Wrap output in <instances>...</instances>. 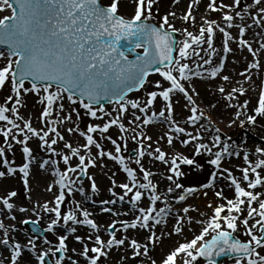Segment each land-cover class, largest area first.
I'll return each instance as SVG.
<instances>
[{"label": "snow or ice", "instance_id": "snow-or-ice-1", "mask_svg": "<svg viewBox=\"0 0 264 264\" xmlns=\"http://www.w3.org/2000/svg\"><path fill=\"white\" fill-rule=\"evenodd\" d=\"M201 2L189 0L177 17L175 11L160 15V0H0V13H7L0 17V48L5 49L0 52V91L9 93L0 103V181L18 179L31 205H18L16 190L0 189V248L9 253L0 264H104L113 251L123 253L115 264H157L150 248L182 236L186 228L192 238L171 248L159 264H197L198 258L216 264L221 256H233L234 264H264V138L246 151L215 125L211 112L217 103L197 104L200 93L194 83L222 82L209 91L232 109L227 122L222 121L225 129L237 126L245 134L264 129V85L250 108V100H239L247 89L230 86L232 76L224 74L232 45L253 57L246 71L238 73L245 84L251 80L249 71L261 69L264 0H206L198 32L176 29L173 19L195 26L194 6ZM179 3L172 0L173 7ZM216 13L219 20L211 19ZM253 28L260 29L255 34L258 48L245 38ZM178 31L183 39L173 38ZM130 53L136 54L134 59ZM154 75L159 79H150ZM27 97L40 106L39 128L30 116L21 115ZM177 105L188 113L180 119ZM81 111L102 123H88L82 130ZM157 124L165 130L150 134ZM112 129L118 132L116 139L109 135ZM129 139L134 155L126 159ZM34 140L47 158L34 155L29 146ZM100 141L112 148L105 150ZM177 144L190 149V155L177 150ZM197 157H204L211 171L206 181L185 185L182 181L191 172L204 171ZM233 157L242 164H233ZM105 160L119 166L124 182L117 183L113 173L111 198L96 205L98 212L90 211L84 205L95 204L99 188L89 169L107 167ZM157 164L163 172L153 171ZM33 166L51 177L44 191L52 199L33 201ZM85 179L91 182L92 196ZM210 192L215 201L206 203L207 211L188 204L200 196L207 200ZM76 193L82 200L75 199ZM69 197L70 206L62 211ZM116 205L128 207L125 211ZM17 212L27 214L19 222L31 225L36 238L29 235L24 243L14 239L15 223L4 220L15 222ZM104 214L115 219L101 225L94 217ZM169 218L172 227L165 231ZM193 224L200 226L198 233ZM69 240L79 249L70 248Z\"/></svg>", "mask_w": 264, "mask_h": 264}, {"label": "bare ground", "instance_id": "bare-ground-1", "mask_svg": "<svg viewBox=\"0 0 264 264\" xmlns=\"http://www.w3.org/2000/svg\"><path fill=\"white\" fill-rule=\"evenodd\" d=\"M187 2V4H186ZM225 3L230 2V0H224ZM251 0H245V3H250ZM189 3V0H180V3L175 5L174 7L172 6V0H165L164 2H162L159 5V10H161L162 15L165 14L167 11H175L177 13V17H179L180 15H182L186 10H187V5ZM206 3V0H202L201 4L199 6H194L195 7V11L193 12V15H195L196 17V24L195 26L192 25H185L182 21H180L179 19H173L172 22L174 23L175 27L177 29H182L184 27H188L189 31H192L194 33L198 32L200 23H201V16L204 14V5ZM7 14V13H0V17H2V15ZM219 14H210V18L212 17H218ZM172 19V18H170ZM219 20V19H216ZM249 23H251V21H248ZM233 31V35H235V30ZM260 29H250L246 35V39H248L249 41L253 42V47L254 48H258V38L256 37V33L259 32ZM181 39H183V37L181 36ZM221 38L219 36V34H217V39L215 41L217 48L221 47V42H220ZM233 50H234V54H229L228 58H227V64L226 67L224 69V74L226 75H231L232 76V81H231V85L230 86H235V87H240L241 85H243L246 89H247V94L245 96L239 97L240 102H243L244 100H250L251 104L249 105V107L251 108L252 106H254L256 104L257 98H258V90L259 88L264 85V55L260 56V61H261V69L260 71L257 69H252L251 71L248 72V75L251 76V80L248 83H244V77H241L238 75L239 72L241 71H246L247 69V63L252 62L253 61V57L251 56V54H249L246 50H244L243 52H240L239 50L236 49L235 45H232ZM246 58V59H245ZM235 61V63L233 62ZM0 63H2V61H0ZM150 79L152 80H156L159 79L158 76H152L150 77ZM237 81H239V83H237ZM220 83V81H216V82H212V81H207L203 86H200V88L197 89V91L200 93V96H202L204 98V103H206V105L210 104V103H217L218 107H217V111L219 112V115L221 117V119H223L224 122H227L228 120V116L229 113L232 111V109H225L223 107L224 101L221 100L219 94L217 95H212V92L209 91V86L211 85L212 89L214 90L216 84ZM226 87H229L228 85H226ZM8 91L7 89H5L4 91H0V97L3 99L4 97H7L8 95ZM133 95V94H132ZM136 95H141L140 93L138 94H134V96ZM4 96V97H3ZM34 97H27V107L21 109V115H23L25 118H28L29 116L32 118V122H33V126L39 128L40 125L37 123L36 118L39 115V111H40V106L39 105H35L34 104ZM199 99V98H198ZM201 101H203L201 99ZM181 103H183V101H181ZM233 103H236V101H233ZM109 110L111 109V105L108 106ZM159 107V105H158ZM188 113L184 112L181 108L180 105L176 106V117L177 119H180L181 116H186ZM81 115H82V120L80 122V127L82 130H86V125L88 123H102L101 121H91L89 120L88 117L83 116V112L81 111ZM73 119H75V116L73 115ZM222 126L224 127V124H222ZM165 129L163 127V125L161 124H157L155 126H152L150 134L152 133H156L159 134L161 132H163ZM61 131L63 132V130L61 129ZM223 131H227L228 135H231L233 137V140L241 143V146L247 151V150H253L255 145L258 143H261L262 140L261 138H264V129L261 128H256L254 131L253 130H249L247 132V134H245V131L243 129H240L237 126H233L232 129H226ZM65 135L66 139H69V137L67 136V133H63ZM109 135H111L113 137V139H116L118 136V132L116 129H112L109 132ZM129 136H131V133L128 134ZM155 139V136L153 137ZM242 138L243 140H246L247 143L244 144L242 142ZM82 143V141H80ZM104 147L105 150H109L112 148L111 144H109L107 141H100ZM38 141H31L30 142V147L32 148L34 155L37 157V159L44 157L47 158L44 154L43 151H41L38 148ZM127 146H128V151L124 153L125 158L127 159L129 157L128 152L132 151L134 144L132 143L131 139H129L127 141ZM15 147H19V146H15ZM177 150L184 152L185 155H190V149H181L179 147V145H176ZM165 151H170L167 147H164ZM93 152H95V149H93ZM11 157V154H10ZM12 158V157H11ZM16 162L17 164H19L21 162V154L17 151L16 152V156H15ZM197 161L203 165L204 167V171L203 172H191L190 175H188L190 177V179H192L194 184H198L200 182L206 181L211 168L210 166H208L205 163V158L204 157H197ZM232 162L233 164H242V161L233 157L232 158ZM104 163L107 165V167L105 168H93V169H89V174L92 175L93 177L96 178V182L99 188V193L97 195H95L93 197L95 204H89L85 203V207H87L90 211L95 209L98 212V208L96 207V205L99 204L100 201L105 200V199H110V194H109V187L110 185V180L109 177L112 176L113 173H116V176L113 177L117 183H121L124 182V176L125 174L119 171V166L115 165L114 162L111 161H107L105 160ZM146 166H150L148 165V162L145 161ZM133 168H135V165H131ZM225 167H229V165L227 163H225L224 165ZM161 171L163 172V169L160 165L157 164V166L155 168H153V171ZM185 172H188L189 169L185 166L184 168ZM237 175H239V173H237ZM29 182L33 188V192H32V196H33V201L36 200H40L41 202H44L45 200H50L52 199V195L50 193H47L44 191V187L47 185V183L51 182V177L46 176L44 173H41L38 171V169L33 166V170H32V176L29 178ZM90 181L86 180L84 182V188L87 191V194L89 196H92V193L90 191L89 185H90ZM166 183V182H165ZM161 188L164 187V183H161L160 185ZM12 189V190H16L18 192V197L16 198V203L18 205H23L26 207H31V205L28 203V201L24 198V193H23V186L22 183L16 179V178H10V179H6L3 181H0V189ZM227 190V189H226ZM116 191L118 193L121 192L120 189H116ZM0 194H3L2 191H0ZM73 199V197H69L68 200L66 201L65 205L62 206V211H67L68 207L70 206L71 200ZM75 199L76 200H82V197H80V195L78 193L75 194ZM109 207H112L111 205H109ZM116 208H123L125 211L127 210V205H116ZM17 217L15 222H10L8 220H4L5 224H10V223H15V226L17 228V232L13 233L14 239L15 240H19L20 242L22 241H26V237L29 236V234L24 231V228L21 226V224L17 223V220L19 219H25V218H29L27 216V214H20V213H14ZM31 218H35V217H31ZM130 218V217H128ZM0 219H3L2 216H0ZM94 219L97 220L98 223H100L101 225L106 224L107 222H109L111 219H115V217H110L107 214H104L102 216L97 215L94 217ZM121 219H126L125 217H121ZM43 225H41L42 227ZM193 228V226H191ZM186 231L187 228L185 229ZM241 232H243V230H241ZM82 234V232L80 233ZM159 234V233H158ZM129 235H133L132 233H129ZM242 237H244L246 239L245 236L240 235ZM239 237V236H238ZM51 238V237H50ZM242 240V239H241ZM176 241V239H174V237H171L169 239H165L163 242V245L160 247H156L154 250H150V255L154 258H161L166 252H168L171 248H173L174 246V242ZM183 241V240H182ZM69 247H76L77 249H79V246L74 244V242H72L71 240H69ZM6 254H8V252L4 251L2 248H0V259H3L4 256H6ZM122 251L121 252H115L113 251L111 253V259L104 261V264H115V261L119 259L120 255H122ZM139 260L137 261H127V264H136ZM226 264H234V263H226Z\"/></svg>", "mask_w": 264, "mask_h": 264}, {"label": "rangeland", "instance_id": "rangeland-1", "mask_svg": "<svg viewBox=\"0 0 264 264\" xmlns=\"http://www.w3.org/2000/svg\"><path fill=\"white\" fill-rule=\"evenodd\" d=\"M165 0H160V3H159V5L162 3V2H164ZM186 4H187V2H186ZM159 12H160V15H162V12H161V10H159ZM220 17L218 16V17H212L211 19H219ZM158 19V18H157ZM157 22V20H153L152 21V23H156ZM177 29V28H176ZM178 30H180V28L178 29ZM176 35L178 36V40H180L181 39V35H180V33H179V31L176 33ZM2 51H5V50H2V48H0V52H2ZM138 51H140V50H138ZM131 54V53H130ZM133 54H135V53H133ZM133 56H132V54L131 55H129V58L131 59ZM260 71V70H259ZM263 73H264V71H263ZM155 76V75H154ZM207 81H199V80H197V81H194V83H195V85H196V88L198 89V88H200V86H203L205 83H206ZM220 83H222L221 81H220ZM135 94H138V93H135ZM134 95V94H133ZM4 97V96H3ZM6 97H4L3 99L0 97V103H2L3 102V100L5 99ZM201 99L203 100V101H201ZM204 98L202 97V96H200L199 97V99H197V104H199L201 107H205L206 106V103H204ZM206 102V101H205ZM205 111H206V114H208V109L207 108H205ZM211 115H212V118H213V121H214V123H215V125L217 126V127H220L222 130H226L223 126H222V124H224V123H222V121H223V119H221V117H220V115H219V112L217 111V109L216 110H214V111H212L211 112ZM224 122V121H223ZM228 130V129H227ZM178 145V144H177ZM128 154L130 155H134V153H132V151H129L128 152ZM9 158H11V157H9ZM159 165V164H158ZM85 181H86V179H85ZM84 181V182H85ZM182 183H184L185 185H195L194 183H193V181H192V179H190V177L189 176H187L183 181H182ZM225 195H231V193L230 192H228L227 190H225ZM208 201H215V197L212 195V193L210 192L209 193V196H208V199L207 200H205V198L203 197V196H200L199 198H197V199H189V201H188V204L189 205H195L196 207H198L201 211H207V209L205 208V205H206V203L208 202ZM89 205V204H88ZM182 214V213H181ZM189 215H191L192 217H194V218H198V213H196V212H191V213H189ZM22 219H19V220H17V223L18 224H21L19 221H21ZM21 226L24 228V231H26L30 236H32L33 238H36V234L35 233H33L32 231H31V228H32V226L31 225H26V224H21ZM193 226V230L195 231V232H199V230H200V226L199 225H196V224H193L192 225ZM172 227V221H171V218H169V222H168V224L165 226V231H167V230H169L170 228ZM241 230H243L242 228H241ZM158 233H159V230H158ZM41 235H43V233H41ZM238 238L239 239H242V241H245L246 239L244 238V237H242V236H240L239 234H238ZM172 237H174V239H176V241L174 242L175 244L173 245V246H176L178 243H180V242H184L185 241V239L187 238V239H191L192 238V233L191 232H189V231H184V234L182 235V236H179V237H177V236H172ZM105 238H107V237H105ZM183 240V241H182ZM25 241H22L21 243H24ZM150 250H151V248H150ZM167 253V252H166ZM9 254V253H8ZM8 254H6V256L8 255ZM153 258V257H152ZM154 259H156L157 260V264H159V260L161 259V258H155L154 257ZM145 260H147V258H145ZM226 263H234V259H230V260H227V261H224L222 264H226ZM136 264H139V261L136 263ZM197 264H205V263H203L199 258H198V261H197Z\"/></svg>", "mask_w": 264, "mask_h": 264}, {"label": "water", "instance_id": "water-1", "mask_svg": "<svg viewBox=\"0 0 264 264\" xmlns=\"http://www.w3.org/2000/svg\"><path fill=\"white\" fill-rule=\"evenodd\" d=\"M224 257H228V256H221V257H220V260H222Z\"/></svg>", "mask_w": 264, "mask_h": 264}]
</instances>
